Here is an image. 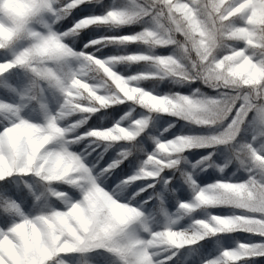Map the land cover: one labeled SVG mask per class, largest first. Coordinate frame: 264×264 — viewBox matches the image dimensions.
Returning a JSON list of instances; mask_svg holds the SVG:
<instances>
[{
  "label": "snow or ice",
  "instance_id": "obj_1",
  "mask_svg": "<svg viewBox=\"0 0 264 264\" xmlns=\"http://www.w3.org/2000/svg\"><path fill=\"white\" fill-rule=\"evenodd\" d=\"M101 2L0 0V264H240L264 256V243L230 248L227 238L243 232L264 239V0H125L127 7L85 17L63 33L53 30L81 4ZM134 23L145 26L89 41L79 52L70 46L89 27ZM109 44L149 52L171 46L175 54L101 60L85 51ZM121 63L151 70L125 77L114 71ZM169 78L198 81L214 95L200 88L154 95L137 86ZM120 104L146 115L128 113L121 126L122 109L103 111L97 120L116 121L112 127L77 134L97 111ZM153 114L207 134L176 135L174 123L159 132L155 123L148 127ZM85 140L80 153L71 150ZM93 144L112 147L115 157L106 165H99L103 153L87 160ZM220 148L229 156L222 164ZM194 149L208 151L193 172L212 168L219 179L200 186L182 167ZM125 160L136 170L117 178ZM233 162L246 180L224 175ZM180 180L192 199L168 214L164 200ZM148 189L153 194L144 200ZM209 208L241 214L194 218ZM154 212L165 221L154 220Z\"/></svg>",
  "mask_w": 264,
  "mask_h": 264
},
{
  "label": "trees",
  "instance_id": "obj_2",
  "mask_svg": "<svg viewBox=\"0 0 264 264\" xmlns=\"http://www.w3.org/2000/svg\"><path fill=\"white\" fill-rule=\"evenodd\" d=\"M110 2L113 3V5L116 6H125V0H102L101 3H84L81 4L79 7L75 8L72 10L71 14L68 15L65 19L60 20L58 23L53 24V28L58 32V33H63L64 31H67L68 29L73 27L74 21L77 19H80L84 16L88 15H93V16H100L105 14L109 10V4ZM145 25L142 23H134L130 26H124V27H119V28H114V29H109L105 27H89L79 33L78 36L74 38L73 43L70 44V46L77 52L81 51L84 49V45L88 43L89 40L94 39V38H101V37H115V36H127V35H132L133 33L139 32L142 30V28ZM90 49H85V51H91L94 53L96 56L100 57H105V56H126L130 53H144V54H151L156 56V53L158 54H163L167 55L170 53H173L172 47H157L153 51L149 52L148 49L141 45L137 44H129L126 46H119L116 44H109L105 46L104 48H101L100 50L94 51ZM149 65L143 64V63H134V64H127V63H121L116 65V71L120 73L123 76H131L135 75L138 73H142L145 71H148L150 69H147ZM140 85L144 87L147 90H150L155 93L159 94H174V93H180L184 95H189L191 92L196 89L200 88V91L213 95L214 93L211 92L210 89L205 88L202 84H200L198 81L196 83H179L176 82L172 79H164V80H144L140 82ZM123 110L120 112V116L126 113L127 107L125 104H120V105H114L108 109H101L100 111H97L94 115H92L87 122L82 125L80 129L77 130V132L82 131L85 132L90 128H98L101 125H104L106 127H110L113 125L114 121L112 123H108L106 119H101L97 120V117L101 116V112L103 111H108V112H113L117 110ZM140 113L139 116H144L146 113L144 110L136 107L132 109L131 116H137L136 114ZM155 123L157 127L159 128V132H163V127L166 128L168 127L169 124H175L174 128L170 129L171 133L177 134V135H200V134H206L207 131L205 129L201 128H194L191 125L185 124L183 121H176L172 117L169 116H159V118H153L150 120V123L148 125L149 128L152 127V124ZM160 125H163V127H159ZM159 132L157 133L156 137L158 136ZM164 136H168L171 138L169 133H163ZM86 142L83 141L82 143L75 144L72 146V150H79L81 147L85 146ZM151 143V141H150ZM104 144H101L100 146H103ZM113 151L112 147H109L107 149V152L110 153ZM208 150H197L195 152H186L184 155L187 159V163L183 164L182 167L192 173L194 175V180L196 183L200 186H204L207 184H210L214 182V180L219 179L220 175L215 171V169L209 168L208 171L206 172H200L199 170H195L193 172L191 165L194 164L196 161V158H201L200 156L207 154ZM217 155L220 156V159L217 160L218 164L223 163L227 158L228 154L227 153H221L217 151ZM91 157V155H90ZM89 157V158H90ZM131 159V157H129ZM215 159V157H214ZM103 161L99 162V165H102ZM97 165V167L99 166ZM233 167H236L235 170L232 171L235 173L233 175V178H235L238 181L246 180L247 175L244 170H238V165L233 162L232 164L229 165L228 168L225 169L224 175L226 176L227 172L230 171ZM129 168L128 166V160H125L123 164H121L120 168L116 169L115 176L118 178H122V174L125 172V170ZM125 175V173H124ZM180 187L176 188L177 191H174L173 195L179 198L185 199L187 201H190L192 199V192L190 191L189 187L184 183L183 180L179 181ZM156 187H159V184L156 185ZM146 192H150L153 194L152 189H148ZM179 194V195H178ZM142 195V193H141ZM139 197H137L138 199ZM155 200V199H154ZM155 204L158 205V201L155 200ZM168 206L170 208H173L175 206V201L173 199H169ZM207 210L213 211L214 214L218 215H225V214H233V210L231 208H209ZM196 214V213H194ZM202 214V213H201ZM204 215V214H203ZM230 241L229 247H233L239 243H245V244H258V243H263L264 239L253 236L247 233L243 232H236V233H231L228 234L227 237ZM223 248L224 246L221 245ZM179 255V253H177ZM171 264V262H169ZM240 264H264V256H257V257H252L248 258L245 261H241Z\"/></svg>",
  "mask_w": 264,
  "mask_h": 264
},
{
  "label": "rangeland",
  "instance_id": "obj_3",
  "mask_svg": "<svg viewBox=\"0 0 264 264\" xmlns=\"http://www.w3.org/2000/svg\"><path fill=\"white\" fill-rule=\"evenodd\" d=\"M65 2H67V0H65ZM123 7H125V6H123ZM122 8V6H116V5H113V3L112 2H110V4H109V10H111V9H121ZM104 15V14H103ZM89 16H93V15H88V16H84V17H82V18H80V19H77V20H75L74 21V24L77 22V21H79V20H82V19H84L85 17H89ZM100 16H102V15H100ZM48 23H51V20L49 19L48 20ZM73 24V25H74ZM53 26V25H52ZM53 30L54 31H56L54 28H53ZM65 32V31H64ZM98 39H100V38H94V39H91V40H89V41H95V40H98ZM89 41H88V43H89ZM87 43V44H88ZM105 46H100V45H97V46H95V47H93V49L92 50H94V51H97V50H100L101 48H104ZM171 47V46H170ZM172 49H173V52H174V48L172 47ZM169 55H174L173 53H170V54H167V55H163V54H158V53H156V56H169ZM95 57L96 58H98V59H101V60H106V59H108L109 57H114V56H105V57H100V56H96L95 55ZM147 69H150V66H148V68ZM151 70V69H150ZM150 70H148V71H150ZM114 71H116V65L114 66ZM117 72V71H116ZM118 73V72H117ZM118 74H120V73H118ZM121 75V74H120ZM123 76V75H122ZM132 76V75H131ZM125 77H130V76H125ZM137 86H139L140 88H142L143 90H145V91H148V92H150V93H152V94H154V95H165V94H159V93H155V92H152V91H150V90H147V89H145L144 87H142L141 85H140V83L137 85ZM209 95V94H208ZM214 95V94H213ZM131 112H132V108H128L127 107V111H126V113H124L123 115H121V116H119V117H117V120H119V121H121V126H125V124H124V121H123V117L126 115V114H128V113H130L131 114ZM145 116V115H144ZM144 116H133V117H135V118H144ZM153 118H159V116L158 115H155V114H153V116H152V118H151V120L153 119ZM73 119H78V118H73ZM113 123H116V121H114ZM113 125H111L110 127H112ZM110 127H108V128H110ZM164 128V127H163ZM86 132V131H85ZM84 132H82V131H79V132H77V134H83ZM207 134V133H206ZM206 134H200V135H206ZM177 135V134H176ZM157 138L158 139H162V137L158 134V136H157ZM172 138V137H171ZM170 139V138H169ZM85 146L88 144V141L87 140H85ZM85 146H83V147H81L79 150H72V148H71V150L73 151V152H76V153H80L83 149H85ZM91 147L92 148H95L96 150L94 151V152H92L91 153V157H90V155H87L86 156V159L87 160H92L93 159V157H95L96 155H97V153H103V159H100L99 160V162L100 161H103V164L102 165H106L107 163H110L111 162V160L115 157V155H116V152L115 151H112V152H110V153H108L107 151H104V145L103 146H97V145H95V144H93V145H91ZM89 151H90V149H88ZM195 150V149H194ZM194 150H192L191 152H194ZM197 150H195V152H196ZM218 152H221V153H227L226 151H225V149H223V148H220V149H218L217 150ZM228 154V153H227ZM206 155V154H205ZM90 157V158H89ZM201 157V156H200ZM228 158H229V156H228ZM198 159H200L199 157L198 158H196V160H198ZM218 163V162H217ZM219 164H222V163H219ZM236 169V167H233L232 169H230V171H228L227 172V174H226V177H230L231 178V180L233 181V182H241V181H238V180H236L235 178H233V175H232V171L233 170H235ZM136 169L135 168H127L126 170H125V175H132V173L135 171ZM198 170V169H197ZM124 173L122 174V178H123V176H124ZM218 173V172H217ZM219 174V173H218ZM220 175V174H219ZM119 178V177H118ZM193 179H194V175H193ZM141 183H143V182H141ZM161 187V185H159V187L158 188H160ZM174 191H177V189L175 188V189H172L171 190V193H170V198L171 199H173L174 201H175V206L173 207V208H170L169 206H168V202H169V198H165V200H164V211L166 212V213H168V214H175V213H177L178 212V209H177V207H176V205L179 203V202H190V201H187V200H185V199H182V198H179V200L177 199V197L176 196H174L173 195V193H174ZM152 194L149 192H143L142 193V196L144 197V200H149V197L151 196ZM179 195V194H178ZM76 196L77 197H79V193L77 192L76 193ZM139 199V198H138ZM150 203H153V204H155V200L153 199V200H151V201H149ZM202 213V214H201ZM204 214V215H203ZM208 214H210V215H216V216H231V215H233V214H235V215H240L241 213L238 211V210H233V214H225V215H218V214H214V212L213 211H210V210H197V212H196V214H193V216H194V218H196V219H205L206 218V216L208 215ZM153 219L154 220H159L160 221V223H163L164 221H165V217L163 216V215H158L157 213H153ZM189 223V217H185L184 219H182L181 221H180V225H182V226H186L187 224ZM264 243V242H263ZM236 247V245L235 246H233V247H231V248H235ZM221 250H223V248L221 247ZM218 254V253H217Z\"/></svg>",
  "mask_w": 264,
  "mask_h": 264
}]
</instances>
